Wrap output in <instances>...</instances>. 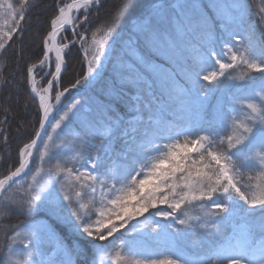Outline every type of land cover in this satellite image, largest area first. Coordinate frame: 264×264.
I'll list each match as a JSON object with an SVG mask.
<instances>
[{"label": "snow or ice", "instance_id": "snow-or-ice-1", "mask_svg": "<svg viewBox=\"0 0 264 264\" xmlns=\"http://www.w3.org/2000/svg\"><path fill=\"white\" fill-rule=\"evenodd\" d=\"M41 3L0 0V137L22 92L38 119L0 174V264H264V0H119L95 27L102 0H55L32 62Z\"/></svg>", "mask_w": 264, "mask_h": 264}, {"label": "trees", "instance_id": "trees-1", "mask_svg": "<svg viewBox=\"0 0 264 264\" xmlns=\"http://www.w3.org/2000/svg\"><path fill=\"white\" fill-rule=\"evenodd\" d=\"M14 2L18 3L19 0H14ZM103 7L99 9V15H93L89 17V23L92 27H95L98 23H100L106 16V14L111 11L115 5L119 2V0H102ZM248 2L252 5L253 13L256 12L257 7L260 6V0H248ZM55 7V0H42L39 11L37 9H33L29 12L28 18L26 21L27 31L25 32V42H30V47L33 49L32 51V62L36 61L40 56H42V45L40 43L41 35L46 31V23L45 17H49L52 14V9ZM96 9H93V13H96ZM40 17V23H37L36 16ZM253 22L255 23L256 29L259 32L261 29L260 21L257 19L255 15L252 17ZM83 28L79 29V32H82ZM79 34V33H78ZM89 38L91 32L88 33ZM63 36L67 37V39L71 40L72 32L71 30L63 33ZM8 57L11 59L12 52L11 49L8 52ZM68 70L63 73L62 84L63 86H67L69 79L74 81L75 78L79 74H82L83 71V54L79 48V45H75L69 52L66 57ZM23 70V69H21ZM54 71V63L52 64V69ZM48 71L47 67L45 69L37 68L36 70V78L38 82L41 77L45 75V72ZM19 78V76H18ZM47 79L45 78L42 81V84H46ZM25 85L23 83L20 84V88L23 90ZM7 94V89L5 90L4 95ZM27 99V94L23 93L20 95L19 99L15 96L13 97L11 107L13 109V113L17 114L18 117H25L27 124L24 128L20 129L17 132V125L21 123L19 118L15 120H11V132L9 134L8 143L5 144L3 142V138L0 137V174H6L7 169L10 165H12L17 159V149L19 146H22L23 142H25L29 138V133L33 131V126H38V119H35L31 115H26V113H31L33 111V107L30 105L28 108H25V100ZM2 100V97H0ZM3 117V112L0 111V118ZM34 171V168H33ZM31 173H29V176ZM37 219H41L42 217L37 216ZM24 218L22 217H12L10 221L7 223H17ZM70 243V241H69Z\"/></svg>", "mask_w": 264, "mask_h": 264}, {"label": "rangeland", "instance_id": "rangeland-1", "mask_svg": "<svg viewBox=\"0 0 264 264\" xmlns=\"http://www.w3.org/2000/svg\"><path fill=\"white\" fill-rule=\"evenodd\" d=\"M53 59H54V56H53ZM210 102L211 103H215L214 100H210ZM193 214H195V210H193ZM158 247H159L160 250H163V247H164L163 243H161Z\"/></svg>", "mask_w": 264, "mask_h": 264}]
</instances>
